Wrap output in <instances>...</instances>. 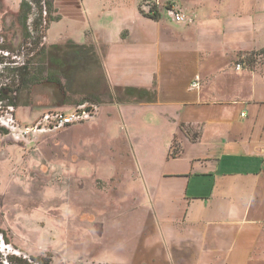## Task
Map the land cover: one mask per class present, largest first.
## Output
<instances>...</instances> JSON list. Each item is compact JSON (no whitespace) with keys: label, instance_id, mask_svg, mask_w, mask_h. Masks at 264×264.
I'll return each mask as SVG.
<instances>
[{"label":"rangeland","instance_id":"1","mask_svg":"<svg viewBox=\"0 0 264 264\" xmlns=\"http://www.w3.org/2000/svg\"><path fill=\"white\" fill-rule=\"evenodd\" d=\"M22 1L29 6L24 16L25 11L20 9ZM43 1L44 7L48 1L52 2V8L41 14L34 0H0V87L12 84V67L36 59L35 67H39L43 76L48 68L53 75L60 76L64 99L59 104L52 88L39 83L27 89L12 86L18 89L16 106L7 104V100L0 103V127L7 131L0 133V264H12L11 260L18 264H38L37 258L46 264H192L191 253L180 257L174 249L170 251L162 238L164 226L185 227L177 222L182 202L173 198L178 184L172 182L171 176L165 177L157 192L159 181L156 183V180L161 170H179L188 175L191 172L186 191L190 197L207 195L212 180L198 169H187L188 159L184 156L165 161L167 142L173 133L170 134L167 121L165 126L157 118L163 117V112L175 118L186 115L177 114V104L173 103L130 110L134 103L143 101L125 100L121 95L122 89L129 86L123 83L129 77L127 63L121 59V50L127 48V43L121 41L108 46L104 39L121 28L118 37L126 41L135 32L134 26L140 31L145 24L153 25L150 29L153 34L166 35V41L158 46L161 54L185 55L183 62L191 65L193 74L196 68L207 70L205 64L210 57L203 50L213 53L214 48L220 51L224 45L230 46L227 43L230 35L224 37L221 31V27L227 26V20L221 19L223 26L196 27L202 31L191 32L188 26L196 18L194 11L209 3L214 7L241 10L245 3L240 0H139V18H144L137 20L133 17L135 6L126 0H115L120 3L111 9L101 6L99 0H88L87 10L81 0H58L59 13L54 9L53 0ZM40 6L43 11V5ZM150 9L157 11L162 24L149 21L156 16L149 13ZM171 10L181 11L184 21L175 22L169 13ZM222 12L230 15L232 11ZM182 26L188 29L185 34L181 32ZM253 26L245 25L247 31L242 33V42L251 46L255 39L254 45L261 46L264 33ZM70 41L91 45L101 67L79 59L75 54L77 48ZM209 41L214 48L210 49ZM53 44L60 45L59 51L51 47ZM42 47L46 52L38 55ZM164 48L169 54L164 53ZM52 57L58 60L54 61L56 65L49 66L48 58ZM150 57L149 67L156 69L155 45L150 48ZM39 59L43 61L38 63ZM216 64L213 60L209 65ZM237 64L243 69L260 68L264 65L263 53L240 52L230 66L236 69ZM57 65L64 70L62 76L56 70ZM154 78L153 87L136 88L146 89L156 97ZM187 86L190 89V84ZM81 99L98 105L93 118L58 128H50L41 121L46 113L72 112ZM188 118L196 117L190 114ZM38 122L42 130L34 129ZM179 127L186 136L187 130L190 136L197 132L195 140L199 139L201 124L180 123ZM181 139H184L182 134ZM179 146L175 136L170 144L171 156L179 154ZM184 147L190 150L186 141ZM153 178L157 179L151 185ZM175 179L181 182L180 177ZM155 192L162 199L151 215ZM156 219H161L163 224ZM234 240L240 244L238 237ZM236 242H233L234 251L238 248ZM254 251L241 257L235 252L230 257L244 264L251 256H257ZM204 258L200 254L197 264H204Z\"/></svg>","mask_w":264,"mask_h":264},{"label":"crops","instance_id":"2","mask_svg":"<svg viewBox=\"0 0 264 264\" xmlns=\"http://www.w3.org/2000/svg\"><path fill=\"white\" fill-rule=\"evenodd\" d=\"M89 1L81 0L85 10L89 6ZM99 1L106 9L115 8L120 3L115 0ZM126 1L135 6L136 13L133 17L143 20L144 17L139 18L140 12L137 9L139 0ZM241 1L245 3L241 10L214 7L209 3L206 7L194 11L196 18L188 26L191 32L202 31L196 27L207 25L215 27L216 24L220 26L222 20H227V26L224 27L222 24L221 31L224 37L230 35L227 42L230 46L227 48L224 45L219 51L209 41L210 49L214 48L213 53L216 56L222 53L221 57L209 55L213 54L209 52L210 50H203L210 57L207 65L205 64L207 70L196 68L193 74L190 71L191 65H185L183 62L185 55L168 57L161 54L158 46L162 41H166V35L153 34L150 30L153 25L145 24L144 30L140 31L134 26L135 32L130 34L126 41L118 37L121 28L116 33L110 32V36L104 39L108 46L120 44L121 41L127 43V48L121 50L123 53L121 59L127 63L129 81L123 82L129 85L127 87H153L156 77L154 86L157 90L156 97L152 93L154 100L134 103L129 107L130 110L137 111L139 107L152 104L173 103L177 104L175 108L177 114L186 115L175 118L163 112V117L157 118L165 126L167 121L170 124V134L173 133V138L167 142L168 152L165 154V161L184 156L188 159L187 169H198L201 174L212 180L207 195L194 194L191 197L186 195L191 172L188 175L179 170L173 172L161 170L158 179L153 178L152 182L150 181L151 185H154L155 179L156 183L159 181L157 192L163 185L165 177L171 176L174 178L172 182L178 184L173 198L182 202L181 217L177 222H181L185 227L169 229L164 226L161 228L162 233L164 230L162 238L170 251L173 252L174 249L180 257H183L184 253H191L192 264H197L202 253L206 259L204 264H242L239 261L234 262L230 256L236 252L240 254L236 256L241 257L242 254L253 250H256L254 252L257 256H251L244 264H264V65L255 70L243 68L237 70L230 66L238 53L245 51H260L263 53L264 61V42L261 46H255L253 39L252 45L248 46L243 44L241 38L242 33L247 31L245 25L248 23L264 33V0ZM50 3L52 8V2ZM58 4V0H53L54 9L59 13ZM222 10L225 13L226 10L232 12H228L230 15H223ZM208 11L209 15H205ZM149 13L156 15L149 19L154 25L163 23V20L158 18L156 10L150 9ZM246 15L247 17L243 18ZM243 20L247 22H239ZM180 29L183 34L188 30L185 27ZM154 45L157 48L158 66L151 70L150 48ZM164 53L169 54L166 50ZM213 60L217 64L209 65ZM103 61L107 64L105 58ZM196 76L200 80L199 88L189 89L187 85L191 84ZM241 112H244L243 116ZM190 114H194L196 118L189 119ZM180 123L201 124L199 139L190 140L180 129ZM209 132L211 134L207 136ZM181 134L184 139H181ZM175 136L180 143V149L179 154L171 156L170 144ZM185 141L189 144L190 150L184 147ZM201 147L202 149H199ZM208 149L209 152L204 154L203 151L206 152ZM177 177L181 178L180 183L176 182ZM155 195L151 215L155 214L162 199L159 193L155 192L153 196ZM156 221L163 224L161 219ZM236 237L240 239V244L234 240ZM177 238L179 241L175 240ZM233 242L238 246L235 251ZM260 243L263 244L258 246ZM256 246L258 250L255 249Z\"/></svg>","mask_w":264,"mask_h":264},{"label":"trees","instance_id":"3","mask_svg":"<svg viewBox=\"0 0 264 264\" xmlns=\"http://www.w3.org/2000/svg\"><path fill=\"white\" fill-rule=\"evenodd\" d=\"M42 0H34V2L36 4H39V8H40V12L42 14V7L40 6ZM29 6L25 1H22L21 5H20V9L21 12L25 11L26 12L28 10ZM51 10V3L48 1L45 7V11L48 12ZM25 18V17H24ZM69 44H71L73 47L77 48V51L75 52L76 55H78L77 57H81L79 59H84L87 60L93 64H95L98 68L101 67L99 60L96 56V53L93 49V47L91 45H87V44H79V43H74L72 41L69 42ZM52 48H56L59 49L61 48L60 45L57 44H53L51 45ZM46 52V49L44 47H42L41 52L38 53V55H44ZM68 57V56H67ZM57 57H52V58H48V64L49 66L52 65H56L54 63V61H57L58 58ZM76 58V57H75ZM35 59V58H34ZM64 59V58H63ZM43 60L39 59V61H37L38 63L42 62ZM36 62V59L33 61H26L24 62L22 65L20 66H16V67H12L11 71L14 73L13 76V81L12 84H6L4 86L0 87V103H2L4 100H7V104L9 105H13L16 106V93L18 92V89H12V86L15 87H25V89L35 85V84H39V83H43L45 85H48L49 87L52 88L53 94H54V98L56 101L60 103H64V99H63V93H62V85L60 82V76H55L53 75L54 73L52 71H50V69H46L47 70V74L45 76H43L40 71L38 70L39 67H35L34 63ZM48 66V67H49ZM56 70L57 72H59V75L62 76V72L64 71L62 67H60L59 65L56 66ZM10 93V95H9ZM9 95V96H8ZM122 98H126L125 100H128V98H134L136 101H147V102H152L154 100L153 94L145 89H137L135 87H124L122 89ZM81 103H84L83 99H81L79 101ZM86 102V101H85ZM6 129H3L2 127H0V133H6ZM186 134L192 139L195 140L197 138V132H194V136H190V130L186 131ZM38 264H46L44 263V261H41L40 259H35ZM12 264H18L13 262L12 260L10 261ZM25 263V261H24Z\"/></svg>","mask_w":264,"mask_h":264},{"label":"built area","instance_id":"4","mask_svg":"<svg viewBox=\"0 0 264 264\" xmlns=\"http://www.w3.org/2000/svg\"><path fill=\"white\" fill-rule=\"evenodd\" d=\"M44 1H41V4L43 5V13H46L45 7H44ZM171 16L173 17L174 21L177 23L183 22L184 21V14L179 12V11H171ZM241 68L240 64H237L236 69L239 70ZM199 77L196 76L192 81H191V88L192 89H198L200 86L199 82ZM98 110V105L96 103H81L78 104L77 107L70 113H65L61 111H55V112H50L46 113L43 117L42 120L45 125H47L50 128H58L61 126L73 124V123H78L82 122L85 120H88L90 118H93ZM241 115H244V112H241ZM40 122H38L35 126V130H42L39 127ZM15 128V126H14ZM24 133H27V130L23 131ZM23 132L21 134H23Z\"/></svg>","mask_w":264,"mask_h":264}]
</instances>
